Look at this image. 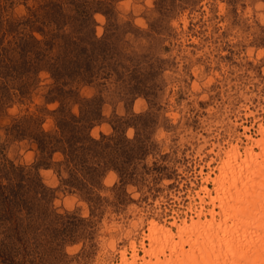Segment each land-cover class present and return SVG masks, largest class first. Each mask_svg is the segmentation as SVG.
<instances>
[{
    "label": "rangeland",
    "instance_id": "obj_1",
    "mask_svg": "<svg viewBox=\"0 0 264 264\" xmlns=\"http://www.w3.org/2000/svg\"><path fill=\"white\" fill-rule=\"evenodd\" d=\"M260 125L264 0H0V264H119Z\"/></svg>",
    "mask_w": 264,
    "mask_h": 264
},
{
    "label": "bare ground",
    "instance_id": "obj_2",
    "mask_svg": "<svg viewBox=\"0 0 264 264\" xmlns=\"http://www.w3.org/2000/svg\"><path fill=\"white\" fill-rule=\"evenodd\" d=\"M258 132L246 135L243 150L238 143L224 150L219 171L197 191V210L170 224L149 220L142 250L132 241L119 264H264V125Z\"/></svg>",
    "mask_w": 264,
    "mask_h": 264
}]
</instances>
